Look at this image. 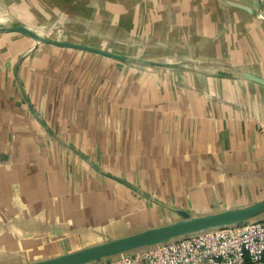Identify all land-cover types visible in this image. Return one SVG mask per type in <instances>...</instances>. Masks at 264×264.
I'll list each match as a JSON object with an SVG mask.
<instances>
[{
	"label": "crops",
	"instance_id": "crops-1",
	"mask_svg": "<svg viewBox=\"0 0 264 264\" xmlns=\"http://www.w3.org/2000/svg\"><path fill=\"white\" fill-rule=\"evenodd\" d=\"M259 123L264 2L0 0V264L263 200Z\"/></svg>",
	"mask_w": 264,
	"mask_h": 264
},
{
	"label": "water",
	"instance_id": "water-1",
	"mask_svg": "<svg viewBox=\"0 0 264 264\" xmlns=\"http://www.w3.org/2000/svg\"><path fill=\"white\" fill-rule=\"evenodd\" d=\"M13 28L29 35L34 40L45 41L43 36L32 31L27 26L16 25ZM66 44L69 46L92 49L88 46L75 43ZM95 51L114 56L107 51H101L99 49ZM164 64L171 67L177 65L172 61L165 62ZM242 74L244 75L243 72ZM247 77L260 80V78L250 74H247ZM176 211L180 218L175 221L149 227L132 234L116 237L77 250L66 251L55 256L22 264H92L100 261H107L116 255L131 253L158 244L167 243L189 234L218 227L240 225L253 219H257L260 215H264V199L241 207H229L200 215H192L184 209H177Z\"/></svg>",
	"mask_w": 264,
	"mask_h": 264
},
{
	"label": "built area",
	"instance_id": "built-area-1",
	"mask_svg": "<svg viewBox=\"0 0 264 264\" xmlns=\"http://www.w3.org/2000/svg\"><path fill=\"white\" fill-rule=\"evenodd\" d=\"M258 129L264 132V123ZM92 264H264V219L189 234Z\"/></svg>",
	"mask_w": 264,
	"mask_h": 264
},
{
	"label": "rangeland",
	"instance_id": "rangeland-1",
	"mask_svg": "<svg viewBox=\"0 0 264 264\" xmlns=\"http://www.w3.org/2000/svg\"><path fill=\"white\" fill-rule=\"evenodd\" d=\"M258 2H264V0H257ZM259 16H262V14H259ZM39 33H40V35L41 34H43L41 31H39L38 29H36ZM38 33V34H39ZM43 36H45L44 34H43ZM32 38V37H31ZM33 39V38H32ZM34 40V39H33ZM45 40V39H44ZM35 42H40V41H37V40H34ZM43 41V40H42ZM41 41V42H42ZM52 41V40H51ZM88 46H90V48H93L94 49V51L95 50H97L99 47H97L96 45H88ZM175 60V61H174ZM174 60H169L168 58L165 60V62H170V61H172V62H175L177 65H175L174 67H180V66H183V64L186 66V67H188L187 66V64H186V61H187V59H185V58H183V57H179V58H176V59H174ZM185 60V61H184ZM234 73H236V74H239L240 76L242 75V74H240V72L239 71H234ZM262 218H264V215H260L259 217H257V219H253V220H263Z\"/></svg>",
	"mask_w": 264,
	"mask_h": 264
}]
</instances>
